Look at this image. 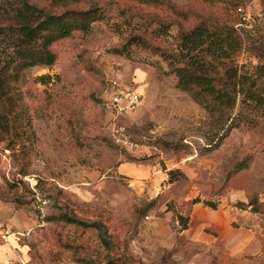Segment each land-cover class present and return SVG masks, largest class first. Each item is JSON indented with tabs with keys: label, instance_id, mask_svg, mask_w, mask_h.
<instances>
[{
	"label": "rangeland",
	"instance_id": "rangeland-1",
	"mask_svg": "<svg viewBox=\"0 0 264 264\" xmlns=\"http://www.w3.org/2000/svg\"><path fill=\"white\" fill-rule=\"evenodd\" d=\"M96 5L92 29L55 42V64L26 70L20 102L6 104L0 226L16 264H264V0ZM200 25L217 43L193 55L224 102L179 85L193 60L181 36ZM114 84L143 94L117 119ZM221 113L232 123L211 146Z\"/></svg>",
	"mask_w": 264,
	"mask_h": 264
},
{
	"label": "trees",
	"instance_id": "trees-1",
	"mask_svg": "<svg viewBox=\"0 0 264 264\" xmlns=\"http://www.w3.org/2000/svg\"><path fill=\"white\" fill-rule=\"evenodd\" d=\"M99 0H0V128L2 132L10 131V110L7 101L19 103L21 100L18 89L25 71L35 66H52L57 55L52 50V45L64 38L71 36L75 31L89 32L94 22L98 21L102 12L96 4ZM147 3L149 0H140ZM91 2V4H90ZM75 5H91L89 8H73ZM216 33H211L202 25L184 33L181 36L182 50L187 49V54L192 56V66L189 63L185 67L177 69L179 85L184 90H189L195 96L206 92L215 100L224 102L226 92L219 91L210 82H205V76L201 75L198 68L204 58L193 55L197 50H203V45L208 41L216 42ZM181 55V54H180ZM206 84L205 91H193L190 85ZM213 111L212 108H210ZM221 122L215 137L211 140V146L227 135V130L232 123L229 114L225 117L221 113ZM169 181L176 179L174 171H170ZM200 199H194L199 202ZM207 205L213 209L217 203L208 201ZM64 221L81 226H92L103 230L104 225L99 221L87 222L74 215L64 213L61 215ZM179 219L187 225V218L179 215ZM106 264H116L110 259Z\"/></svg>",
	"mask_w": 264,
	"mask_h": 264
},
{
	"label": "built area",
	"instance_id": "built-area-1",
	"mask_svg": "<svg viewBox=\"0 0 264 264\" xmlns=\"http://www.w3.org/2000/svg\"><path fill=\"white\" fill-rule=\"evenodd\" d=\"M238 12L243 14L242 7H238ZM246 19V17H243ZM143 101V94L135 87L128 86L125 88H117L114 84L112 91L106 100L112 119H117L120 116L127 115L135 111ZM11 235L9 229H5L3 225L0 226V237L6 240Z\"/></svg>",
	"mask_w": 264,
	"mask_h": 264
},
{
	"label": "crops",
	"instance_id": "crops-1",
	"mask_svg": "<svg viewBox=\"0 0 264 264\" xmlns=\"http://www.w3.org/2000/svg\"><path fill=\"white\" fill-rule=\"evenodd\" d=\"M134 180H139V176L132 175ZM140 181V180H139ZM20 256V248L14 245V238L9 235L6 240L0 237V264H16Z\"/></svg>",
	"mask_w": 264,
	"mask_h": 264
}]
</instances>
